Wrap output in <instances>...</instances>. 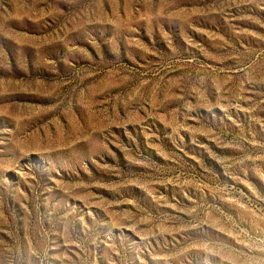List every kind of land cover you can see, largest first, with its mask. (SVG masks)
Returning a JSON list of instances; mask_svg holds the SVG:
<instances>
[{"label": "rangeland", "instance_id": "1", "mask_svg": "<svg viewBox=\"0 0 264 264\" xmlns=\"http://www.w3.org/2000/svg\"><path fill=\"white\" fill-rule=\"evenodd\" d=\"M0 264H264V0H0Z\"/></svg>", "mask_w": 264, "mask_h": 264}]
</instances>
